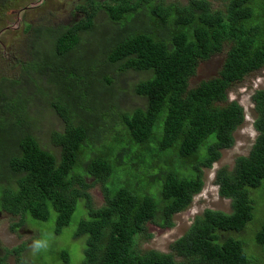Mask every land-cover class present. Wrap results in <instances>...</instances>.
I'll return each mask as SVG.
<instances>
[{
    "label": "trees",
    "instance_id": "1",
    "mask_svg": "<svg viewBox=\"0 0 264 264\" xmlns=\"http://www.w3.org/2000/svg\"><path fill=\"white\" fill-rule=\"evenodd\" d=\"M86 2L70 25L32 29V61L24 66L64 123L49 135L55 149L35 136L32 96L24 88L15 95L18 83L0 81V212L22 223L54 217L59 236L82 211L74 233L82 264H260L241 234L251 229L264 250V89L252 97L257 137L249 154L216 173L232 212L204 211L170 253L136 245L149 224L173 227L174 216L202 191L205 170L235 145L245 112L228 92L264 68V0H228L215 10L201 0ZM100 12L108 17L104 29L96 23ZM225 48L219 75L191 88L200 62ZM115 71L149 75L132 86L144 107L97 101V88L105 98L115 95ZM43 80L53 88L44 90ZM95 184L105 198L100 208L88 192ZM60 255L69 264V254Z\"/></svg>",
    "mask_w": 264,
    "mask_h": 264
},
{
    "label": "rangeland",
    "instance_id": "2",
    "mask_svg": "<svg viewBox=\"0 0 264 264\" xmlns=\"http://www.w3.org/2000/svg\"><path fill=\"white\" fill-rule=\"evenodd\" d=\"M97 1L114 4V0ZM164 1L185 5L189 0ZM201 1L208 2L213 10L224 9L228 2V0ZM85 3L86 0H0V81L6 79L18 83L15 86V95L18 89L24 88L26 91L23 93H27L25 96L28 99L32 96L33 100H29L28 110L38 122L39 130L36 129L35 136L44 147H48L47 149H55L50 143L49 135L55 130L62 131L64 123L53 111L50 105L51 97L37 95L36 86L25 77L24 66L32 61L28 53L33 35L32 29H55L58 26L70 25L81 18L78 7ZM107 22L108 17L105 12H100L96 19L99 28L104 29ZM87 40L94 41L93 38ZM227 50L228 48H225L223 53L200 62L196 75L190 80L191 88L219 75L225 63ZM94 60L97 61L99 58L95 56ZM109 74L111 72L107 73ZM112 75L116 79L115 95L105 98L101 94V89L97 88L94 90L97 101L103 102L105 99L107 102L117 103L123 110H134L145 106L146 101L135 94L132 86L147 79L149 77L147 73L129 71L121 74L115 71ZM31 76L40 78L38 74ZM45 80L42 81L44 90L53 88V86L50 88ZM263 89L264 68L248 75L242 82L230 88L228 101L238 102L245 112V121L234 134L235 145L231 149L222 150L221 159L212 169L205 170V184L202 191L194 197L193 203L187 210L174 216L172 228L162 229L149 224L147 234L138 237L136 245L138 251L155 250L170 253L171 245L189 230L195 219L204 211L210 209L225 213L232 212L231 199L223 198L219 194V187L215 184L216 173L223 167L232 170L239 156L249 154L257 137L254 129L256 114L252 97L256 91ZM35 93L36 97H33ZM7 94L10 96L8 90ZM88 192L96 208L104 206L105 198L100 184H95L88 189ZM82 217H84L82 211H77L70 226L65 228L61 235L56 236L54 217L47 222L27 217L26 222L22 223L21 217L2 211L0 212V257L6 264H66L60 254L67 252L70 256L69 264H82L84 259L82 244L81 241L74 239L75 229ZM257 224L256 222L255 227ZM241 236L248 240L249 255L259 259L260 264H264V250L255 243L252 230H247ZM37 242L42 245L39 249L34 247Z\"/></svg>",
    "mask_w": 264,
    "mask_h": 264
},
{
    "label": "clouds",
    "instance_id": "3",
    "mask_svg": "<svg viewBox=\"0 0 264 264\" xmlns=\"http://www.w3.org/2000/svg\"><path fill=\"white\" fill-rule=\"evenodd\" d=\"M41 246H42V245H41L39 242H37V243L34 245V247L37 248V249H39Z\"/></svg>",
    "mask_w": 264,
    "mask_h": 264
}]
</instances>
